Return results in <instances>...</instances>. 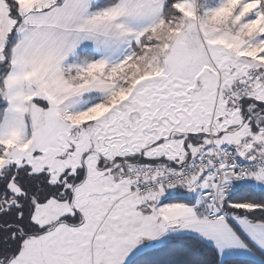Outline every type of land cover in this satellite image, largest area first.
<instances>
[{"label": "rangeland", "instance_id": "374dc122", "mask_svg": "<svg viewBox=\"0 0 264 264\" xmlns=\"http://www.w3.org/2000/svg\"><path fill=\"white\" fill-rule=\"evenodd\" d=\"M263 5L264 0H182L180 16L162 20L135 50H128L132 58L127 63L120 65L125 50L103 64L100 57H80L91 61L76 63L70 73L73 88L85 90L80 102L75 97L53 102L48 95L43 103L31 102L32 95L22 113L21 101L12 98L0 124V172L10 170L5 177L23 170L45 173L50 183L63 184L72 191L70 208L82 214L83 225L60 222L48 232L24 238L19 253L0 264H96L90 244L94 251L102 244L115 251L121 240L133 242L123 254L133 251V258L152 245L145 246V239L155 241L162 226L161 202L148 201L133 191L131 180L121 178L138 163L133 159L142 155L139 163L179 164L205 151L211 140L232 144L242 157L244 147L264 146L261 105L255 104L259 112L254 122L248 118L242 124L236 103L241 95L232 91L258 72L259 80L242 96L264 103V63L258 57L264 55ZM5 46L0 47V63L6 60ZM100 84L107 93L89 94ZM29 85L26 90L34 92ZM229 93L236 102L226 99ZM224 130L230 132L216 137ZM190 135L202 137L195 144L197 137ZM82 170L84 179L78 182ZM7 181V190L22 196L21 185ZM261 183L256 187L264 189ZM178 188L198 197L190 187ZM161 189L174 193L176 187ZM41 209L46 210L41 222L55 217L48 216L57 209L52 204ZM108 252L111 263L119 258Z\"/></svg>", "mask_w": 264, "mask_h": 264}, {"label": "crops", "instance_id": "0c3cea01", "mask_svg": "<svg viewBox=\"0 0 264 264\" xmlns=\"http://www.w3.org/2000/svg\"><path fill=\"white\" fill-rule=\"evenodd\" d=\"M181 1H178L177 8ZM18 2L22 18L13 26V19L6 1L0 0V47L6 45L12 27L15 28V43L11 51L12 57H10L12 63L3 80L0 99L7 103L5 112L9 111V101L12 98L19 99L22 113H24L27 97L32 95L31 102L43 103L45 95H48L53 102H64L74 97L77 102H80L86 96L85 90L74 89L69 81L70 73L72 76L75 72L76 63L81 65L91 62L89 60L83 62L80 55L92 54L96 58L100 57L103 64L116 59L123 50L126 52L135 50L134 47L162 23L166 5L165 0H119L110 7H99L100 0H18ZM178 10L181 13L179 8ZM258 57L262 58L261 62L264 63V55ZM27 82L35 87L34 92L26 90ZM238 85H234L232 91ZM103 86L100 88L101 92L97 89L90 91L89 94H103L106 90ZM241 101L245 102L248 113L245 120L249 118L253 123L259 112L255 104L264 103L242 94L239 104ZM67 108L65 112L69 110ZM260 111L264 112L261 108ZM263 117L262 113L261 119ZM263 150L264 146L253 145L250 148L244 147L242 150L244 157L240 156L236 150L235 154L248 160L252 156L260 155ZM191 158L194 157H189L187 161ZM165 163L171 162L165 161ZM263 179L264 171L261 176L255 175L238 180V184L257 188L256 185L262 184ZM189 189L188 191L195 192L198 197L194 194L189 195L183 188H176L174 193L161 189L153 198L145 197L156 204L161 202L162 216L159 221L162 226L159 228L155 241L145 239L147 241L145 246L152 245L146 248L138 247L145 249L140 253H134L136 254L134 257L149 249L162 246L171 238L192 236L213 247L222 262L240 258L264 264V223L254 221L244 213L237 212L227 213L229 220L209 218L205 213L207 200L202 195L204 191L211 190L209 182L204 180ZM177 196L188 197L192 201L190 203L176 202L173 198ZM51 204L57 209L56 212L50 211L48 216L51 214L55 217L47 219L48 222H41L40 218L43 217L41 213H46V210L41 208ZM70 206L71 202L50 199L36 206L32 220L42 230L60 222L70 226L83 225L82 214L71 210ZM65 217L72 218L73 221H62ZM45 232L31 236L36 237ZM118 243L121 247H117L115 251L106 244H102L94 251V244H90L89 252L91 251L92 260L96 264H128L134 258H130L133 251L123 254L127 249L133 248L134 244L131 240L127 242L121 240ZM107 252L111 256L118 253L117 258H119L111 263L112 257L107 258ZM96 254H99L98 258ZM73 262L76 263L74 258Z\"/></svg>", "mask_w": 264, "mask_h": 264}, {"label": "trees", "instance_id": "16d2710c", "mask_svg": "<svg viewBox=\"0 0 264 264\" xmlns=\"http://www.w3.org/2000/svg\"><path fill=\"white\" fill-rule=\"evenodd\" d=\"M8 6L10 16L15 20V24L21 21L20 4L18 0H5ZM119 0H100L99 7L114 6ZM164 21L169 22L180 16L177 8L179 0H165ZM264 10V5H263ZM15 28L10 34L5 46L4 54L6 60L0 64V91L3 89V80L10 69L11 51L15 43ZM95 58L92 54H81ZM242 115L247 118L248 113L245 102H240ZM264 110V104H260ZM6 102L0 99V124L3 121ZM194 137V143L201 135H190ZM3 155V148L0 147V156ZM127 161H130L126 159ZM133 161H143V158L137 156ZM161 162V161H160ZM159 163V162H148ZM143 163V164H148ZM172 165L176 163L171 162ZM10 170L0 172V260L4 257L10 258L19 253L22 248L24 238L38 234L44 231L33 222V214L38 204H44L50 199H57L62 202L70 203L72 201V191L63 186V184L50 183L47 174L40 175L27 174L23 170L19 175L6 177L3 173H9ZM22 174V175H21ZM5 178V179H4ZM7 178L14 179L23 189L22 196H14L7 190ZM84 171L82 170L78 182L83 181ZM176 202L190 203L192 200L188 197L177 196L173 198ZM241 205H251L252 209L244 210ZM222 207L227 213H244L252 220L264 223V190L257 189L249 185H237V190L227 195L222 200ZM240 207V208H239ZM62 221L71 222L72 218H62ZM128 264H259L247 259H228L221 261L217 251L210 245L204 243L196 237H175L169 239L160 247L149 249L136 257Z\"/></svg>", "mask_w": 264, "mask_h": 264}, {"label": "built area", "instance_id": "2783aa9c", "mask_svg": "<svg viewBox=\"0 0 264 264\" xmlns=\"http://www.w3.org/2000/svg\"><path fill=\"white\" fill-rule=\"evenodd\" d=\"M132 58L126 52V57L120 65ZM259 74H253L250 81L241 83L233 92L242 94L251 83L258 80ZM232 93L226 94V99L234 101ZM264 171V150L258 156L245 160L235 154V147L230 143L216 145L211 141L209 147L190 160L179 164H137L132 166L122 179H129L133 184V191L141 196L156 195L160 187L170 190L173 187H190L206 180L211 190L202 195L206 198L205 213L214 220H229L222 207L225 196L237 190L238 180L259 175Z\"/></svg>", "mask_w": 264, "mask_h": 264}, {"label": "water", "instance_id": "95a60500", "mask_svg": "<svg viewBox=\"0 0 264 264\" xmlns=\"http://www.w3.org/2000/svg\"><path fill=\"white\" fill-rule=\"evenodd\" d=\"M240 112H241V115H242V109H241V107H240ZM242 124L245 122V117L242 115ZM228 132H230V130H224V131H222L220 134H218L216 137H219L220 135H222V134H224V133H228ZM142 156V155H141ZM141 156H140V159H141ZM57 223H55L54 225H52V226H50V227H48V228H46L44 231H49V230H52L53 228H54V226L56 225Z\"/></svg>", "mask_w": 264, "mask_h": 264}]
</instances>
